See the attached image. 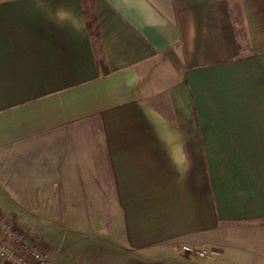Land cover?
<instances>
[{
    "label": "crops",
    "instance_id": "crops-1",
    "mask_svg": "<svg viewBox=\"0 0 264 264\" xmlns=\"http://www.w3.org/2000/svg\"><path fill=\"white\" fill-rule=\"evenodd\" d=\"M0 211L50 264L45 218L62 264H264V0H0Z\"/></svg>",
    "mask_w": 264,
    "mask_h": 264
},
{
    "label": "rangeland",
    "instance_id": "rangeland-1",
    "mask_svg": "<svg viewBox=\"0 0 264 264\" xmlns=\"http://www.w3.org/2000/svg\"><path fill=\"white\" fill-rule=\"evenodd\" d=\"M170 56L164 57L161 59L160 63L161 66L159 67V69H161V73L160 76L165 74V72H169V74L171 73V71H173L171 69V67L175 66L174 63L176 62V57L172 56L174 55L173 51L169 52ZM172 65V66H171ZM160 82H163L160 80ZM1 215L4 219L6 220H10L12 218V222L15 225L16 223H20V221H22L23 219H18L12 216H9L6 212H2L1 211ZM32 220L33 222H35V225H37L38 223H36V219H29ZM45 223L44 225H46V228H42V230H46L49 229L50 232L48 234V236L50 237L49 245H51L52 247L58 248V258H56V260L54 259V264H58L61 262H67L69 263V261H72L74 259H76V257H78V255L82 252V248L81 245H79V243H89L88 238H84L83 234H77V235H72L69 234L65 231H63L61 229V226L56 222V220L54 218H45ZM20 225V224H19ZM22 227V226H21ZM19 226V229L21 230V235L25 236L26 239L28 240V238H30V240L36 241V243H39L40 247H42L43 244H45L46 242L44 241V243L40 242V240L42 239V235H40L39 233H30L28 230H26L25 232H23L22 228ZM24 229V228H23ZM41 237V239H40ZM79 242V243H77ZM35 243V242H34ZM59 247L55 246L58 245ZM87 245L85 244L84 247H86ZM50 248V247H49ZM185 251V250H184ZM84 252V251H83ZM109 252V254H114L110 259L109 262L106 260L103 262V264H119V259L120 255L117 256L115 251H107ZM186 252V251H185ZM199 252H201V250H199ZM190 253V252H187Z\"/></svg>",
    "mask_w": 264,
    "mask_h": 264
},
{
    "label": "built area",
    "instance_id": "built-area-1",
    "mask_svg": "<svg viewBox=\"0 0 264 264\" xmlns=\"http://www.w3.org/2000/svg\"><path fill=\"white\" fill-rule=\"evenodd\" d=\"M17 232L12 218L4 219L0 211V264H50L46 251ZM183 249L200 257L206 256L205 252L189 247Z\"/></svg>",
    "mask_w": 264,
    "mask_h": 264
},
{
    "label": "trees",
    "instance_id": "trees-1",
    "mask_svg": "<svg viewBox=\"0 0 264 264\" xmlns=\"http://www.w3.org/2000/svg\"><path fill=\"white\" fill-rule=\"evenodd\" d=\"M85 11V16H86V24H87V29L91 35V37L100 39V34L98 30V25L96 22V17L92 14V11L88 9L87 6L84 7Z\"/></svg>",
    "mask_w": 264,
    "mask_h": 264
}]
</instances>
